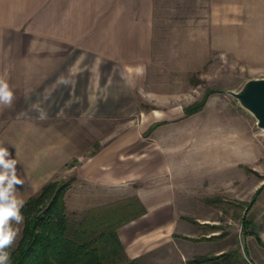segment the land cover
Masks as SVG:
<instances>
[{"label": "crops", "instance_id": "0c3cea01", "mask_svg": "<svg viewBox=\"0 0 264 264\" xmlns=\"http://www.w3.org/2000/svg\"><path fill=\"white\" fill-rule=\"evenodd\" d=\"M188 1L0 0V75L8 70L15 96L12 107L0 105V145L18 162L17 174L24 180L16 185L18 198L26 203L77 160V195L91 196L94 211L108 214L110 207L130 200L125 211L131 215L118 235L127 256L139 264H185L186 254L169 247L195 235L196 229L181 224L189 216L179 212L173 151L143 139L154 120L127 125L103 140L100 122L131 115L125 101L138 86L162 82L150 71L155 53L163 45L167 51L175 48L160 44V37L195 34L188 23L184 29L176 23L180 12L188 19ZM34 105L46 112V119L38 118ZM152 116H160L158 110ZM94 144L98 148L85 156ZM183 162L187 173L189 163ZM260 190L256 195L264 194ZM244 236L252 261L264 264L259 240L264 243V238Z\"/></svg>", "mask_w": 264, "mask_h": 264}, {"label": "rangeland", "instance_id": "374dc122", "mask_svg": "<svg viewBox=\"0 0 264 264\" xmlns=\"http://www.w3.org/2000/svg\"><path fill=\"white\" fill-rule=\"evenodd\" d=\"M179 8L184 9V4ZM184 14H178L181 19L176 23L182 29L188 23L195 34L160 37V44L171 43L175 48L167 51L163 45L155 53L150 71L161 76L162 82L138 86L125 101L130 102L126 111L131 115L101 120L100 140L119 135L127 125L154 120L142 133L143 139L157 140L163 151H173L178 167L173 183L182 201L179 212L189 216L181 224H193L196 229L195 235L181 238L170 250L185 253V264H255L247 252L242 220L251 219L250 231L264 238V194L256 195L260 189L264 192V130L230 92L240 91L251 79L264 78V0H189L188 19ZM200 104V110L187 112ZM157 110L160 116L153 118ZM98 144L85 149V156L95 152ZM76 164L74 159L65 165L53 180L70 184L65 202L73 222L95 210L91 196L77 195ZM129 202L110 207L108 214L116 215V222L127 219ZM196 217L219 228L204 226ZM24 226L25 219L20 225L13 222L20 229L13 248L21 242ZM220 250L228 256L217 258L223 253Z\"/></svg>", "mask_w": 264, "mask_h": 264}, {"label": "trees", "instance_id": "16d2710c", "mask_svg": "<svg viewBox=\"0 0 264 264\" xmlns=\"http://www.w3.org/2000/svg\"><path fill=\"white\" fill-rule=\"evenodd\" d=\"M199 106L187 112L193 114L203 104ZM69 187L70 184L51 181L27 200L21 209L25 219L22 240L17 248L7 249L11 252L10 264H138L127 256L118 235L124 220L116 222V215L103 211H93L79 222L69 219L65 202ZM255 201L248 205L247 211ZM252 225L251 219L243 218L244 235L257 236L250 231ZM227 256L223 253L217 258Z\"/></svg>", "mask_w": 264, "mask_h": 264}, {"label": "clouds", "instance_id": "9594fccd", "mask_svg": "<svg viewBox=\"0 0 264 264\" xmlns=\"http://www.w3.org/2000/svg\"><path fill=\"white\" fill-rule=\"evenodd\" d=\"M8 70L0 75V105L12 107L15 96L9 85ZM62 83L69 81L62 80ZM39 113L38 118H47L46 112L38 105H34ZM10 153L7 147L0 145V264H10L11 252L7 251L15 243L20 229L13 227L23 223L24 217L21 209L25 201L18 198L16 185H23L24 180L17 174V160L9 158Z\"/></svg>", "mask_w": 264, "mask_h": 264}, {"label": "water", "instance_id": "95a60500", "mask_svg": "<svg viewBox=\"0 0 264 264\" xmlns=\"http://www.w3.org/2000/svg\"><path fill=\"white\" fill-rule=\"evenodd\" d=\"M257 120L258 127L264 130V78L251 79L238 92H230Z\"/></svg>", "mask_w": 264, "mask_h": 264}]
</instances>
